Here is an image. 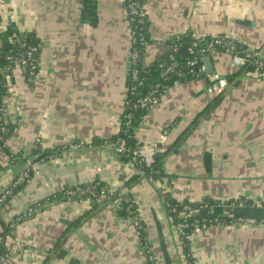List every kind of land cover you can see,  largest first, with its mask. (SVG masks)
<instances>
[{
	"label": "crops",
	"instance_id": "obj_1",
	"mask_svg": "<svg viewBox=\"0 0 264 264\" xmlns=\"http://www.w3.org/2000/svg\"><path fill=\"white\" fill-rule=\"evenodd\" d=\"M144 12L151 38L147 66L175 45L180 53L188 36H226L264 56V0H145ZM130 27L124 0H0V47L27 35L41 44L39 74L29 82L14 64L3 101L9 100L5 120L13 125L7 145L19 156L14 161L0 150V192L34 158L62 148L39 162L40 171L0 209L1 236L4 226L44 201L6 236L3 264H150L148 249L154 264H184L167 194L214 212L226 210L222 201H236L264 216V81L225 52L208 55L211 74L170 86L136 129L144 142L169 131L164 176L151 180L139 164L111 150L130 86ZM216 74L229 84L211 95L207 88ZM94 181L127 191L144 240L132 215L121 213L118 197L90 205L46 201ZM188 250L196 264H264V227L214 226L193 235Z\"/></svg>",
	"mask_w": 264,
	"mask_h": 264
},
{
	"label": "built area",
	"instance_id": "obj_2",
	"mask_svg": "<svg viewBox=\"0 0 264 264\" xmlns=\"http://www.w3.org/2000/svg\"><path fill=\"white\" fill-rule=\"evenodd\" d=\"M127 2V18L129 22L134 21L138 19V22H142L143 18L146 16L144 12V5L142 4V0H124ZM137 37L131 35V45L132 43L136 42ZM140 42L142 44L148 46L150 43L144 38L140 37ZM38 46L35 45H29L20 58L17 60L14 59V57H10L13 61L10 64L5 65L2 68V71H6L10 69V67L14 68V64L21 67V70L24 75L26 73L29 75L28 81H33L34 78L39 74V67H40V57L37 56V50ZM189 56L191 57L187 65L191 68V72L196 73V70H194V66H199L200 70H204V64H203V58L210 55L213 52L216 51H222L225 52L232 57V61L235 65L238 66H246L249 69H253L257 76L264 81V56L260 54V52H252L248 51L246 49H241V46L238 42L233 40L232 38L226 37V36H211V37H192L190 45L187 47ZM179 46L175 45L173 47L172 53L178 52ZM175 56L173 55L172 58ZM138 59V53L134 52L131 54V71H132V79L137 82V85L134 87V90L137 89L139 86L143 85V80L139 79V70L137 68H133V65L137 62ZM180 63V62H179ZM181 76L185 75V72L179 73ZM229 81L226 77L220 76L219 74H216L213 76V82L208 86L207 93L211 95H219L221 94L228 86ZM169 87L157 83L155 84L149 92L144 94L143 96L139 97L135 103V106L141 107V108H148L152 106L155 102L159 101L162 94L168 89ZM7 98V94L4 96V99ZM4 103V102H3ZM1 110L4 112V114L7 112V106L4 105L1 107ZM169 137V131L165 130L160 138L157 141L154 142H144L139 139L136 141V145L134 147H129L126 143L125 139H121L119 143L116 144L115 150L120 154H128L132 161L139 164L140 167L148 169L152 168L156 156L159 152H166L167 146L166 141ZM40 171V163L35 164H29L28 168L14 180V186L20 185L22 183H28L33 176L34 173H38ZM142 172L144 173V170L142 169ZM151 180H153L152 177H150ZM11 193V190L5 191L4 193H0V209L2 208L3 204L5 203V200L7 198V195ZM66 198L68 200H78L83 203H104L105 201H109L115 197H118L122 201V205L128 204L126 207V210L129 214L132 213L131 207L135 203L133 199L127 195V191L121 190L119 192H116L114 190H111L108 186H97V185H91L86 188H82L80 186L69 189L65 193ZM222 204L226 205L228 208L238 207V204L236 201H222ZM42 203L36 204L34 206L28 207L22 214H20L18 217L13 219L10 222V228L12 231H14L17 227L20 221H22L25 218L32 217L35 213L40 211L42 209ZM241 206H243V203H241ZM123 208V206H122ZM186 212H183L180 216L183 220L180 221H174L171 217H169L170 223L173 228L176 229L179 238L181 242L184 244L185 239H191V237L195 234L201 233L205 229L212 228L214 226H220L223 224H234V223H244V224H250V225H261L264 226V217L258 218L255 216H239L235 219H232L229 222L223 221L219 216L215 217H203V218H194L195 220L191 223L188 221V216L190 214L196 215L199 213L198 211L203 210V207L201 206L199 210L192 209L190 206H186L185 208ZM133 222L137 229L142 228L141 219L138 216V214H135L132 216ZM233 217V216H232ZM192 227L191 232L189 233L187 231L188 228ZM5 242V246L7 247V252L4 256H0V264H3L5 258L9 254V246H8V239L2 238L0 236V243ZM19 248H21V244L18 245ZM147 254L149 256V262L150 264H154V256L150 252V250H147ZM195 263V262H194ZM192 264V263H191Z\"/></svg>",
	"mask_w": 264,
	"mask_h": 264
},
{
	"label": "trees",
	"instance_id": "obj_3",
	"mask_svg": "<svg viewBox=\"0 0 264 264\" xmlns=\"http://www.w3.org/2000/svg\"><path fill=\"white\" fill-rule=\"evenodd\" d=\"M124 4L127 7L126 1H124ZM142 4L143 5L145 4V0H142ZM130 25H131V35H133L134 33V36L137 37L136 42L132 43L131 45V54L134 52L138 53L137 62L133 65L132 69L137 68L139 70V79L143 80V85L139 86L137 89L134 90V87L137 85V82L132 79V71H131L130 72V86H129L128 94L126 97L125 110L123 111V114L121 116V124H120V128L117 134L116 144L119 143L121 139H125L127 145L132 148L136 145V141H137L136 129L140 125V122L143 116L149 110L148 108H141V107L135 106L137 99L143 96L144 94H146L147 92H149V90L157 83L170 87L179 81H185V80L192 79L195 73L191 72L190 71L191 68L187 65V62L191 57L188 55L187 57L182 58L179 51L175 53L168 52L159 61L154 62L148 66L145 65L144 56L146 54L147 46L142 44V42H140L139 39L140 37H144L149 43H151V38L149 35V30H148L147 17L145 16L142 22H138V19L132 22L130 21ZM191 39L192 38L188 36L184 38L183 40H181V42L183 43V45H186L188 47L191 43ZM29 45H35L39 47L36 55L40 57L41 44L32 35H27V38L25 39H21V38L17 39L16 37L9 47H0V150H3L7 154L12 155V158L14 159V161L18 159L19 154H13L7 145V140L13 130V125L10 122L8 123L6 122L5 120L6 116L4 112L1 110V107L4 105L3 103L4 96L9 93L8 87L10 83L12 84L14 82L15 74L13 71L14 68L12 67H10V69L6 71H2V68L7 64L12 63L13 60L10 57H14L15 60L20 58L23 52L25 51V49ZM241 49H244L243 46H241ZM173 55L175 56L174 58H172ZM176 62H180V63L177 67H174L173 64ZM171 68H172V71H168ZM193 68L195 70V66ZM180 72H185V75L181 76L179 74ZM25 76L28 80L29 75L26 73ZM99 142L100 140H95L93 142V145H96ZM60 150H62L61 147H56L51 151L44 152V154L41 155L40 157L34 158L30 164L47 161ZM167 152H168V149L166 152H159L157 154L155 163L152 168H148L145 170V168L141 167V169L144 170L145 176H147L149 179L150 177H152L153 179H156V178H159L165 175V172L163 169V157L166 155ZM124 155L127 158H130L128 154H124ZM25 185L26 183H22L20 185L14 186V181H13L11 186H9L6 190V191L11 190V193L7 195L5 202L8 200V198L13 193L23 188ZM91 185H97L99 187L105 186V184L100 181H94L93 183H90V184L74 185V186H71L69 188L62 190L61 192H57L55 194L50 195L46 201L52 202L55 199H66L65 193L67 190L76 188L78 186L82 188H86ZM43 202L41 201V203ZM105 202H108V201H105ZM127 206L128 204L123 205V208L121 210V213L124 215L128 213L126 210ZM186 206H190V208L192 209L199 210L202 204L197 203V202L195 203L189 200L180 201L167 194L165 198V208L167 210L169 217L174 219V221L177 222V221L183 220L182 218H180L181 217L180 215L183 212H186L185 210ZM131 210H132V213H131L132 216L135 214H138L135 203L132 205ZM198 212L199 213H197L196 215L190 214L188 216V221L192 223L196 218H203V217L211 218L215 216H219L225 222H229L232 219H235L239 216H255L258 218H262L260 214L253 213V211H250L248 209L245 210V208L243 207L241 208L239 207L229 208L228 207L226 208V210H223V211L221 210L220 212H214L209 209H203L201 211L199 210ZM191 229L192 227L188 228L187 231L190 233ZM138 230L141 233L142 239L144 240L145 232H144L143 224H142V228ZM9 232H11L10 222L6 226H4L3 232L1 234L2 238L5 239L6 236L9 234ZM189 243H190V239L184 240L186 253L189 252L188 250ZM6 252H7V247L5 246V242L3 241L0 243V256H4ZM191 263L196 264L193 262V260H190V264Z\"/></svg>",
	"mask_w": 264,
	"mask_h": 264
},
{
	"label": "water",
	"instance_id": "obj_4",
	"mask_svg": "<svg viewBox=\"0 0 264 264\" xmlns=\"http://www.w3.org/2000/svg\"><path fill=\"white\" fill-rule=\"evenodd\" d=\"M180 53H181L182 58L187 57L188 53H189L187 46L182 47L180 49ZM203 63L205 64L204 70H200L199 66H195L196 73L194 74V77L205 76L206 74H211L213 72L212 57H210V56L204 57L203 58ZM178 65H179V62H176V63L173 64L174 67H177ZM168 71H172V68L169 69ZM111 150L112 151H116L115 149H111ZM6 190H7V188H4V189L1 190L0 193H4Z\"/></svg>",
	"mask_w": 264,
	"mask_h": 264
},
{
	"label": "rangeland",
	"instance_id": "obj_5",
	"mask_svg": "<svg viewBox=\"0 0 264 264\" xmlns=\"http://www.w3.org/2000/svg\"><path fill=\"white\" fill-rule=\"evenodd\" d=\"M130 40H131V27H130ZM17 69H19L20 70V73H21V76L25 79V80H27V78H26V76L23 74V72H22V70H21V67L20 66H17ZM14 71V70H13ZM11 83H10V85H9V87H8V91L10 90V88H11ZM129 90V89H128ZM128 90H127V94H128ZM8 98V97H7ZM158 102V101H157ZM157 102H155L154 104H156ZM154 104H152V106L154 105ZM5 105L8 107L9 106V100L7 99L6 100V102H5ZM151 106V107H152ZM170 136L168 137V140L166 141V146H168V145H170L169 143H170ZM154 142V141H153ZM115 188V187H114ZM113 188V189H114ZM83 204H85V205H90L89 203H83ZM120 206L122 205V201L120 200ZM255 225H257V224H255ZM264 227V226H263ZM170 229H171V232L174 234V236H175V238H176V240H177V243H178V246H179V249H180V251H181V254H182V256H183V258H184V260H185V262H184V264H189V258L187 257V253H186V248H185V245L181 242V240H180V238H179V235H178V233H177V231H176V229L175 228H173V227H170ZM159 264V263H158Z\"/></svg>",
	"mask_w": 264,
	"mask_h": 264
}]
</instances>
